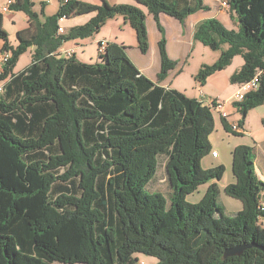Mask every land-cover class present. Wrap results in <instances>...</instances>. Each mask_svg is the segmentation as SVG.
<instances>
[{"label": "trees", "instance_id": "16d2710c", "mask_svg": "<svg viewBox=\"0 0 264 264\" xmlns=\"http://www.w3.org/2000/svg\"><path fill=\"white\" fill-rule=\"evenodd\" d=\"M135 1L161 33L157 82L114 42L95 64L60 53L65 43L90 38L122 16L147 54V14L138 6L70 0L47 16L45 3L38 13L33 0H14L10 10L30 23L18 32L17 46L10 44L0 11L1 52L10 53L0 74V264H138L135 254L155 257L157 264H264V183L255 147L233 150L236 182L225 193L242 202L241 211L226 212L216 182L198 203L189 202L200 186L225 175L223 165L202 166L213 151L215 111L211 101L161 85L179 62L169 56L160 14L185 26L189 16L210 7L205 0ZM222 1L238 26L228 29L216 18L197 26L194 40L220 56L196 79L206 83L241 56L232 84L260 74L259 88L234 103L246 119L264 104V0ZM90 13L88 22L60 33L62 19ZM30 48L32 62L15 73ZM221 119L227 132L240 134ZM161 157L168 197L147 189L158 179ZM250 244L259 247L225 257Z\"/></svg>", "mask_w": 264, "mask_h": 264}, {"label": "rangeland", "instance_id": "374dc122", "mask_svg": "<svg viewBox=\"0 0 264 264\" xmlns=\"http://www.w3.org/2000/svg\"><path fill=\"white\" fill-rule=\"evenodd\" d=\"M33 1L35 3L34 10L38 13H40L42 9V4H46V13L49 14L47 16L56 14L60 6L59 0H51L50 2H48V0ZM81 1L93 4L102 3V0ZM107 1L110 4H133L140 7L146 14L151 15L146 7L138 5L135 0ZM7 2L8 0H0V11L4 15V29L9 34L10 44L17 46L19 43L18 32L28 29L30 27V23L27 15L22 12H14L12 10L4 12L3 7L6 6ZM94 15L95 13H90L69 19H62L60 21V25L65 29V31H67L74 25L85 24ZM125 23L127 24L125 25ZM227 25L228 29H237L235 24L232 23L230 19ZM155 28L157 29V27ZM103 40L117 43L120 47H125L127 55L137 65V67H140L142 55L145 56V54H143L138 48L137 36L134 29L122 16L107 21L105 26L90 38L79 40L78 42L71 41L65 43L60 50V53L62 56H65L66 53L64 54V52L68 49H72L75 51V55L79 61L88 64L102 62L101 55L98 51V43ZM3 44L4 42L0 41V49H2ZM193 44H195V46L191 45L185 59L178 63L175 70L170 72L169 77L167 78L168 83L170 81V85L174 89H177L188 97L195 98L197 100H203L205 102L212 101L215 98L222 101L230 100L227 106V112L230 114L228 121L230 123H241L247 132L240 133L239 135L227 132L222 123L220 114L218 112H214L216 128L210 136V143L213 150H216L220 154V158L214 159L211 154H209L203 158L202 166L205 169H208L218 165H223L225 167V175L221 181H213L200 186L197 191L188 196L187 200L191 203H198L203 198L208 187L212 183L216 182L220 188V203L225 206L228 214L234 215L242 210L243 204L240 200L228 196L225 193V187L236 182V178L233 173V150L235 147L239 145H250L255 147L256 170L260 180L264 183V104L251 110L246 119H244L241 113L234 107L236 100L233 96L236 94L240 86L239 84H232L230 78L235 72L239 71L244 64V59L241 56H237L228 68L215 73L207 80L206 83L201 84L196 79L197 74L204 65H211L215 63L220 56V51H212L209 47L198 41H193ZM227 48L228 45L223 46V49ZM33 53L34 48H30L20 57L14 69L15 73L23 71L28 65H30ZM148 55L149 58H152L156 55V51H154L153 48H150ZM164 165L165 158L161 157L160 167L158 168V172L154 178L156 179L157 177L158 179L154 180L153 183L150 182L151 184H148L147 189L149 191H160L167 196L170 193V186L168 181H166ZM149 185L151 190L149 189ZM134 258L138 259V264L158 263L157 258L144 254H135Z\"/></svg>", "mask_w": 264, "mask_h": 264}, {"label": "crops", "instance_id": "0c3cea01", "mask_svg": "<svg viewBox=\"0 0 264 264\" xmlns=\"http://www.w3.org/2000/svg\"><path fill=\"white\" fill-rule=\"evenodd\" d=\"M59 3H60V0H59ZM205 4H207L210 7V10L209 11H199L189 16L188 19L186 20L185 26H183L180 21H178L177 19L173 17H170L166 14H160L161 23L166 30V37L168 41L167 43L168 53H169V56L173 60L181 62L182 60L185 59L187 52L189 51L191 45L195 46V44H193V41H195L194 34H195L197 26L203 21L207 19H211V18H216L220 20L227 27L228 26L227 23L229 22V19H230L232 23L235 24L236 27L238 26L237 17L234 14H232L228 8H223L221 6V0H205ZM45 12H46V7H45ZM46 15H49V14L46 13ZM126 24L127 23H125V25ZM147 27H148V33H149L150 48H153L154 51H156V55L152 58H149L148 54L150 50L147 54H145V56L142 55V58L140 61V67L138 68L143 74L149 77L152 81L157 82L158 74L161 70V59L159 56L160 54H159V47H158V43L161 39V33L158 29L157 23L155 22L153 15L147 14ZM155 27H157V29ZM78 41L79 40H77L76 42ZM121 44H124V43H121ZM1 50L2 49H0V55L2 54ZM67 51H74V50L68 49ZM3 84L4 82L0 83V88L2 89H3ZM161 85L164 87L173 88L170 85V81L168 83V79L165 80L163 83H161ZM2 89L0 91H2ZM218 158H220V154ZM218 158H214V159H218Z\"/></svg>", "mask_w": 264, "mask_h": 264}, {"label": "built area", "instance_id": "2783aa9c", "mask_svg": "<svg viewBox=\"0 0 264 264\" xmlns=\"http://www.w3.org/2000/svg\"><path fill=\"white\" fill-rule=\"evenodd\" d=\"M50 0H48L49 2ZM70 0H60V3L65 4L68 3ZM14 0H8L6 6L3 7V11L7 12L10 10V6L13 4ZM221 6L223 8H228V5L225 1L221 0ZM60 33H64L65 29L61 27L59 29ZM109 45V42L106 40L100 41L98 43V51L101 54H104L106 52V49ZM67 54V56H72L74 55V51H67L64 52ZM10 58V53H2L0 57V74L3 72V65L9 60ZM240 87L238 88L236 94L233 96L236 102H242L246 95L249 94L250 92L256 91L259 86H260V74H257L251 81L246 82L244 84L239 85ZM2 88H0L1 90ZM202 93V91H201ZM203 94V93H202ZM230 100L222 101L220 99L215 98L214 100L211 101V104L213 106V109L215 112H218L221 116V118H225L228 120L230 114L227 112V106L229 104ZM230 126L234 132H239V133H244L246 132L240 125L239 123L232 122L230 123ZM213 158H218L219 153L214 150L211 153Z\"/></svg>", "mask_w": 264, "mask_h": 264}, {"label": "water", "instance_id": "95a60500", "mask_svg": "<svg viewBox=\"0 0 264 264\" xmlns=\"http://www.w3.org/2000/svg\"><path fill=\"white\" fill-rule=\"evenodd\" d=\"M252 247H259V246L255 244L237 246L236 248L227 250L225 253V257L241 255L244 250ZM259 248L264 252L263 247H259Z\"/></svg>", "mask_w": 264, "mask_h": 264}, {"label": "clouds", "instance_id": "9594fccd", "mask_svg": "<svg viewBox=\"0 0 264 264\" xmlns=\"http://www.w3.org/2000/svg\"><path fill=\"white\" fill-rule=\"evenodd\" d=\"M246 131V130H245ZM247 132V131H246ZM214 151V150H213ZM212 153V152H211ZM212 156V155H211Z\"/></svg>", "mask_w": 264, "mask_h": 264}]
</instances>
